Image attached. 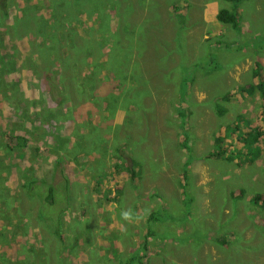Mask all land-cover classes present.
Returning a JSON list of instances; mask_svg holds the SVG:
<instances>
[{
  "label": "rangeland",
  "instance_id": "374dc122",
  "mask_svg": "<svg viewBox=\"0 0 264 264\" xmlns=\"http://www.w3.org/2000/svg\"><path fill=\"white\" fill-rule=\"evenodd\" d=\"M68 1L0 8V264H264V159L209 155L264 130V0L238 34L226 0Z\"/></svg>",
  "mask_w": 264,
  "mask_h": 264
},
{
  "label": "trees",
  "instance_id": "16d2710c",
  "mask_svg": "<svg viewBox=\"0 0 264 264\" xmlns=\"http://www.w3.org/2000/svg\"><path fill=\"white\" fill-rule=\"evenodd\" d=\"M103 1L104 0H78L80 6H86V9L89 6L98 7L103 4ZM226 1L232 3L231 9L220 8L216 14V19L221 23L229 24L236 32H238L239 26H240V15H241L239 4L242 0H226ZM5 2L6 0H0V8L5 7ZM68 4H69L68 0H61L60 8L55 9L53 14L59 15V14L65 13L73 17V13L67 8ZM113 7L114 8H112L113 10L111 11L115 12L118 7L117 0L114 1ZM32 18H33V22L30 26H28V29L35 30L34 35H41L39 32H44L45 35L48 36L49 34L47 35L46 24L44 20L34 15H32ZM28 29L26 33L28 32ZM117 36L118 34L116 33L115 37L117 38ZM43 44H45V42ZM43 44H40L38 46L42 47ZM48 58H50L49 53H48ZM256 75L259 78L257 85L262 88L261 97L264 100V83L261 81L260 72H259V68L257 65H256ZM227 98H228V95H224V97H222V100H227ZM216 114L218 116H222L223 110L216 107ZM241 124L243 125L244 121L241 123L235 122L234 124H232L228 134H220V133L217 134L216 133L214 135L212 139V144H214L215 149L211 150L209 154L210 157H214V158L226 157L227 159L232 160L238 166H244V165L251 164L254 161L263 157L264 155V136H263L262 131L257 128H253L245 133H242L241 132L242 128H240ZM239 134H241L240 138L234 137ZM6 139H7V142L11 141V143L15 141L13 145L19 144L20 140L23 142L20 144V146L26 145L25 139L19 135H9L6 137ZM182 145L184 148L187 149V147L184 146V142ZM6 147L7 149L12 150L11 148L12 146H10V144L6 145ZM14 151L15 150L13 149L12 152ZM30 183H33V182L30 181ZM38 183L40 186L43 185L42 182H38ZM35 185L37 186L38 184H35ZM184 185H185V182H184ZM48 188L49 187H47V195L45 199L49 201V205H52L53 204L52 202L54 201V196L51 193V189H48ZM30 195H35V193L30 194ZM239 195H242V193H240ZM253 202L256 204L260 203L262 207L264 208V195L253 197ZM150 216L151 217L153 216L152 218L155 219L154 214H150Z\"/></svg>",
  "mask_w": 264,
  "mask_h": 264
},
{
  "label": "crops",
  "instance_id": "0c3cea01",
  "mask_svg": "<svg viewBox=\"0 0 264 264\" xmlns=\"http://www.w3.org/2000/svg\"><path fill=\"white\" fill-rule=\"evenodd\" d=\"M241 3V2H240ZM239 8H240V4H239ZM240 12H241V8H240ZM241 16V15H240ZM236 32V31H235ZM239 33V31L238 32H236V34H238ZM256 84H257V82H256ZM243 89V88H242ZM249 91L248 90H243L242 91V93H248ZM236 99H238L237 97L234 99L235 101H236ZM246 123H244L243 125L241 124V126H240V128H242V133H245V132H247V131H249L250 130V128H248V127H244V125H245ZM257 129H259V130H261L262 131V133H263V136H264V130L263 129H261V128H257ZM240 136H241V134H239V135H237V136H234V137H238V138H240ZM260 159H264V155H263V157L262 158H260ZM263 162H264V160H263Z\"/></svg>",
  "mask_w": 264,
  "mask_h": 264
},
{
  "label": "clouds",
  "instance_id": "9594fccd",
  "mask_svg": "<svg viewBox=\"0 0 264 264\" xmlns=\"http://www.w3.org/2000/svg\"><path fill=\"white\" fill-rule=\"evenodd\" d=\"M121 216L125 221H130L132 219V215L129 211H123Z\"/></svg>",
  "mask_w": 264,
  "mask_h": 264
}]
</instances>
